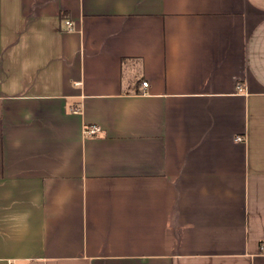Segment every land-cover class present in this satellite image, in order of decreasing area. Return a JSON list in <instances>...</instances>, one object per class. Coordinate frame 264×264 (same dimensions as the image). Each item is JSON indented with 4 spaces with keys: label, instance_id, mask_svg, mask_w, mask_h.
<instances>
[{
    "label": "crops",
    "instance_id": "obj_1",
    "mask_svg": "<svg viewBox=\"0 0 264 264\" xmlns=\"http://www.w3.org/2000/svg\"><path fill=\"white\" fill-rule=\"evenodd\" d=\"M263 246L264 0H0V264Z\"/></svg>",
    "mask_w": 264,
    "mask_h": 264
},
{
    "label": "built area",
    "instance_id": "obj_2",
    "mask_svg": "<svg viewBox=\"0 0 264 264\" xmlns=\"http://www.w3.org/2000/svg\"><path fill=\"white\" fill-rule=\"evenodd\" d=\"M65 24H66V26H67V28L69 29V30H72V25H71V22L70 21H66L65 22ZM148 82H146V81H144L143 83H142V86L144 87V88H147L148 87ZM243 89V87L241 86V85H239V86H237V90L238 91H241ZM97 128L95 127V126H90L89 128H87L86 130H85V133L87 134V135H90V136H93V135H95V134H97ZM243 140V138L242 137H237L236 138V141H238V142H241ZM263 252H264V246H263Z\"/></svg>",
    "mask_w": 264,
    "mask_h": 264
},
{
    "label": "trees",
    "instance_id": "obj_3",
    "mask_svg": "<svg viewBox=\"0 0 264 264\" xmlns=\"http://www.w3.org/2000/svg\"><path fill=\"white\" fill-rule=\"evenodd\" d=\"M65 17V14H62V18H64ZM90 126H86V128H85V130L87 129V128H89Z\"/></svg>",
    "mask_w": 264,
    "mask_h": 264
}]
</instances>
